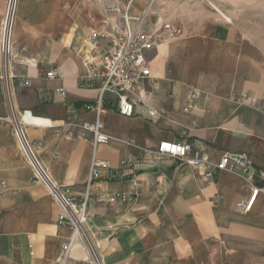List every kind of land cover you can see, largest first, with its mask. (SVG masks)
I'll use <instances>...</instances> for the list:
<instances>
[{"label": "crops", "instance_id": "1", "mask_svg": "<svg viewBox=\"0 0 264 264\" xmlns=\"http://www.w3.org/2000/svg\"><path fill=\"white\" fill-rule=\"evenodd\" d=\"M149 1L133 0L132 13H142ZM6 2L0 0V37ZM12 15L13 106L29 112L26 132L40 142L38 153L54 181L81 193L93 149L67 137L64 123L71 114L77 123L94 120L84 104L97 91L80 85L84 66L77 51L104 21L86 0H15ZM155 20L181 31L146 53L150 76L133 115L120 114L110 99L105 103L101 119L109 139L95 156L116 167L140 147L189 141L213 162L224 151L247 153L248 176L264 185V0H153L148 22ZM51 69L56 75L46 77ZM23 78L30 84L21 86ZM189 87L199 94L184 112ZM245 92L249 100L238 102ZM147 108L157 116L147 117ZM7 114L0 79V264H58L68 229L56 223L53 198L31 181ZM141 173L133 205L88 207L84 228L105 264H264V194L248 212L238 209L249 194L244 176L214 170L201 184L188 164L169 157ZM93 188L126 190L129 183L110 179ZM65 264H89L82 239Z\"/></svg>", "mask_w": 264, "mask_h": 264}, {"label": "built area", "instance_id": "2", "mask_svg": "<svg viewBox=\"0 0 264 264\" xmlns=\"http://www.w3.org/2000/svg\"><path fill=\"white\" fill-rule=\"evenodd\" d=\"M97 11L104 25L99 29L90 30L85 37L83 47L77 51L84 66V73L78 77L82 87L94 88L96 99L86 102L84 107L94 113L93 121L76 122V115L71 114L64 123L67 127L66 136L80 138L92 145L93 156L90 163L89 178L81 193L69 187L58 185L51 176L49 169L38 153L40 142L29 138L26 132L28 121L27 111H17L13 106L14 75L10 72L9 57L11 53V31L13 15L6 33V22L0 37L1 68L0 79L3 82L4 96L8 106V114L3 119L10 122L18 148L31 170V181L41 184L57 205L56 223L68 229V238L62 243V255L58 264H65L69 249L79 239L84 243V251L89 264H105L97 250V245L88 237L84 224L88 207L93 203H126L133 205L140 186V175L145 168L155 167L156 159L169 157L188 164L201 184L212 180L214 170H224L244 176L249 189L246 198L240 199L236 206L248 212L256 197L264 194V185L256 184L248 175L251 170L249 156L240 151H224L219 159L213 162L202 153V146H195L189 141L163 140L156 148H138L134 155H126L118 166L95 156L98 145L108 141L109 136L103 132L101 116L106 111L105 103L114 102L117 111L126 116L135 112V105L142 100L144 80L150 76L149 60L146 53L161 41L178 35L181 29L169 22L155 20L152 25L148 15L153 0H150L144 11L134 14L131 11L133 0H86ZM9 5L6 13L8 15ZM52 78L56 70L45 73ZM30 84L28 78L20 81L21 86ZM182 109L188 112L195 105L199 91L189 87ZM238 102H247L248 94L242 93L235 98ZM253 104V99L250 100ZM157 111L147 108V117L157 116ZM34 122V121H32ZM127 145H133L126 141ZM126 180V190L108 191L94 189L96 182L107 180ZM3 185V182L0 183Z\"/></svg>", "mask_w": 264, "mask_h": 264}, {"label": "bare ground", "instance_id": "3", "mask_svg": "<svg viewBox=\"0 0 264 264\" xmlns=\"http://www.w3.org/2000/svg\"><path fill=\"white\" fill-rule=\"evenodd\" d=\"M14 1L15 0H9L8 2V5H9V12H8V15L6 13V17H5V21H4V24L6 22V33H7V30H8V27H9V24H10V19H11V16L13 14V6H14ZM12 8V9H11ZM12 11V12H11Z\"/></svg>", "mask_w": 264, "mask_h": 264}, {"label": "rangeland", "instance_id": "4", "mask_svg": "<svg viewBox=\"0 0 264 264\" xmlns=\"http://www.w3.org/2000/svg\"><path fill=\"white\" fill-rule=\"evenodd\" d=\"M6 3H7V5H8V0H7V2H6ZM7 5H6V8H7ZM4 12H5V11H4ZM4 14H5V13H4Z\"/></svg>", "mask_w": 264, "mask_h": 264}]
</instances>
